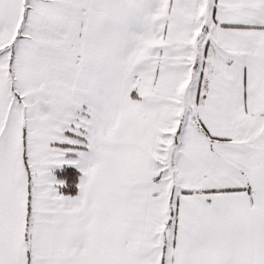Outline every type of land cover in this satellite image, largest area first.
Wrapping results in <instances>:
<instances>
[{
    "label": "snow or ice",
    "instance_id": "6c2138e0",
    "mask_svg": "<svg viewBox=\"0 0 264 264\" xmlns=\"http://www.w3.org/2000/svg\"><path fill=\"white\" fill-rule=\"evenodd\" d=\"M0 264H264V0H0Z\"/></svg>",
    "mask_w": 264,
    "mask_h": 264
}]
</instances>
